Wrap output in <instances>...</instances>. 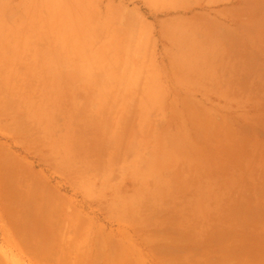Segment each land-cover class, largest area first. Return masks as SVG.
Masks as SVG:
<instances>
[{
    "label": "rangeland",
    "instance_id": "1",
    "mask_svg": "<svg viewBox=\"0 0 264 264\" xmlns=\"http://www.w3.org/2000/svg\"><path fill=\"white\" fill-rule=\"evenodd\" d=\"M8 74L0 264H264V168L220 150L214 105L68 104Z\"/></svg>",
    "mask_w": 264,
    "mask_h": 264
},
{
    "label": "crops",
    "instance_id": "2",
    "mask_svg": "<svg viewBox=\"0 0 264 264\" xmlns=\"http://www.w3.org/2000/svg\"><path fill=\"white\" fill-rule=\"evenodd\" d=\"M0 71L68 104L214 105L220 150L264 168V0H0Z\"/></svg>",
    "mask_w": 264,
    "mask_h": 264
},
{
    "label": "bare ground",
    "instance_id": "3",
    "mask_svg": "<svg viewBox=\"0 0 264 264\" xmlns=\"http://www.w3.org/2000/svg\"><path fill=\"white\" fill-rule=\"evenodd\" d=\"M120 74V73H119ZM128 74V73H127ZM127 74H124V75H127ZM129 80V79H128ZM120 81H121V79H120ZM118 82V81H117ZM125 82V81H124ZM101 84H102V82H101ZM100 85V84H99ZM102 87H105V86H102ZM6 231V230H5ZM8 233V231L6 232V234Z\"/></svg>",
    "mask_w": 264,
    "mask_h": 264
}]
</instances>
